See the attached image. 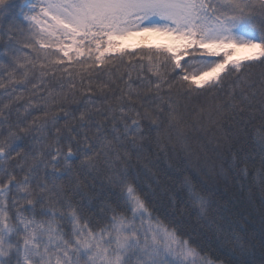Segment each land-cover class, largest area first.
I'll use <instances>...</instances> for the list:
<instances>
[{
	"label": "snow or ice",
	"instance_id": "6c2138e0",
	"mask_svg": "<svg viewBox=\"0 0 264 264\" xmlns=\"http://www.w3.org/2000/svg\"><path fill=\"white\" fill-rule=\"evenodd\" d=\"M0 89V264H264V0H0Z\"/></svg>",
	"mask_w": 264,
	"mask_h": 264
},
{
	"label": "trees",
	"instance_id": "16d2710c",
	"mask_svg": "<svg viewBox=\"0 0 264 264\" xmlns=\"http://www.w3.org/2000/svg\"><path fill=\"white\" fill-rule=\"evenodd\" d=\"M13 2L18 3L19 0H13ZM3 89H0V92H3ZM6 100L7 98L4 97ZM20 103H23L21 101ZM21 118H23V113H21ZM214 145L209 144L207 146V156H204V153H201L199 157H192L190 163L193 166H199L204 168L206 172L209 171V167L215 164L217 170L220 169V162L216 159L213 152ZM207 165V166H206ZM167 164L164 161H161L160 168L154 169L158 173V176L161 181V188L159 189V197L163 198L165 201L168 196L172 193L166 191L165 185H168L170 181L164 176L162 169L166 168ZM210 187L213 189L214 198L221 204L222 207L228 209L227 212L224 213L225 217L229 220H235L238 222L240 227H247L244 224L243 219L241 217L247 218L251 220L249 213L252 212V208L249 205L248 201V190L244 188L241 190L240 184L234 182L231 178V175L228 174L227 169L224 170V173L217 177L212 174V179L210 182ZM257 197L259 193L255 194ZM255 226L257 229L259 228V220L257 218L255 222ZM225 227H227L225 225ZM212 241V244L209 246V251L213 255L219 256V261L222 264H229L230 259L232 258L231 246L224 244L222 240L217 239L215 237H209ZM218 248L220 249L218 251Z\"/></svg>",
	"mask_w": 264,
	"mask_h": 264
},
{
	"label": "rangeland",
	"instance_id": "374dc122",
	"mask_svg": "<svg viewBox=\"0 0 264 264\" xmlns=\"http://www.w3.org/2000/svg\"><path fill=\"white\" fill-rule=\"evenodd\" d=\"M139 42V39L138 41ZM147 45H160V44H164L166 43V40L162 37H158V36H150L147 38L146 41ZM244 53H241V55H243Z\"/></svg>",
	"mask_w": 264,
	"mask_h": 264
}]
</instances>
